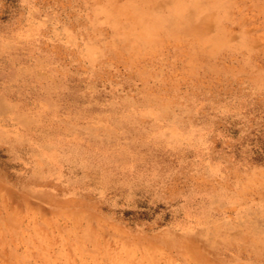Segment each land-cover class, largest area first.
Segmentation results:
<instances>
[{
  "label": "rangeland",
  "instance_id": "obj_1",
  "mask_svg": "<svg viewBox=\"0 0 264 264\" xmlns=\"http://www.w3.org/2000/svg\"><path fill=\"white\" fill-rule=\"evenodd\" d=\"M0 264H264V0H0Z\"/></svg>",
  "mask_w": 264,
  "mask_h": 264
}]
</instances>
